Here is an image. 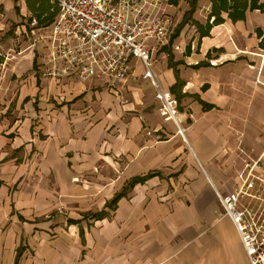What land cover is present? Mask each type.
Instances as JSON below:
<instances>
[{"label":"crops","instance_id":"0c3cea01","mask_svg":"<svg viewBox=\"0 0 264 264\" xmlns=\"http://www.w3.org/2000/svg\"><path fill=\"white\" fill-rule=\"evenodd\" d=\"M189 10L150 42L187 142L138 57L115 91L46 77L58 11L44 21L29 0H0V264H251L217 191L264 150V0L217 23L199 0L173 39Z\"/></svg>","mask_w":264,"mask_h":264},{"label":"built area","instance_id":"2783aa9c","mask_svg":"<svg viewBox=\"0 0 264 264\" xmlns=\"http://www.w3.org/2000/svg\"><path fill=\"white\" fill-rule=\"evenodd\" d=\"M58 16L50 33L46 77L98 78L112 91L128 81L133 57L145 66L142 78L152 83L159 112L172 120L187 141L177 97L154 70L150 42L158 47L172 34L176 19L173 0H54ZM32 26L38 21L33 20ZM194 119V115L190 116ZM150 134L152 132H149ZM188 142V141H187ZM253 151V150H252ZM234 192L217 191L224 214L235 224L251 264H264V150L247 154Z\"/></svg>","mask_w":264,"mask_h":264},{"label":"trees","instance_id":"16d2710c","mask_svg":"<svg viewBox=\"0 0 264 264\" xmlns=\"http://www.w3.org/2000/svg\"><path fill=\"white\" fill-rule=\"evenodd\" d=\"M29 1H30L32 8L35 11H38V15L40 18L43 14L46 13L45 11L48 10L47 12L49 13V15L46 17V19H44V21L45 20L52 21L54 19L56 12L54 13V12L50 11V9L52 7L50 0H29ZM212 1H213V11L211 13V16L216 17L214 23H217L220 21L221 12L223 10H228L230 8H234V10H239V9L246 10L248 8V0H243V1L242 0H235L233 5H231L232 0H212ZM177 2H178V0H175V3H177ZM198 2H199V0H190L189 1L190 10L186 12L182 22L176 28L177 30H176V33H174L173 39L177 38L180 35L181 30H183L187 24L195 22L194 21V14L198 8ZM39 3H40V6H37V4H39ZM255 6H256V2L252 3V8H254ZM204 34L205 33H203V35ZM179 108H180V105H179ZM120 197H121V195H118L116 197V199L114 200L113 204H116V202L118 201V199ZM102 215L103 214H97L95 217H100ZM19 256H20V254H19Z\"/></svg>","mask_w":264,"mask_h":264},{"label":"rangeland","instance_id":"374dc122","mask_svg":"<svg viewBox=\"0 0 264 264\" xmlns=\"http://www.w3.org/2000/svg\"><path fill=\"white\" fill-rule=\"evenodd\" d=\"M185 1V0H184ZM190 0H186V2H183V3H181V5H180V11H179V14L177 15V20H181V17H182V15H183V12H184V10L186 9V8H188V2H189ZM50 3H51V6H52V9H53V11L51 10V12H56V14H57V11H58V7H57V5H56V3H55V1L54 0H50ZM175 18V19H176ZM7 38V37H6ZM6 42H8V40L7 41H5V44H6ZM4 44V45H5ZM6 46V45H5ZM156 57L154 56L153 58H152V60H154ZM69 206L70 205H68L67 204V202L65 203L64 202V204H62V206L58 209V212L60 213V214H62V215H66V214H68L70 211H69ZM12 255H10V257H11Z\"/></svg>","mask_w":264,"mask_h":264}]
</instances>
